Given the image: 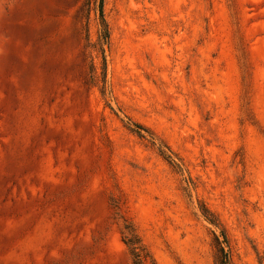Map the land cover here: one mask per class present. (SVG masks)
<instances>
[{
  "label": "rangeland",
  "instance_id": "1",
  "mask_svg": "<svg viewBox=\"0 0 264 264\" xmlns=\"http://www.w3.org/2000/svg\"><path fill=\"white\" fill-rule=\"evenodd\" d=\"M99 3L0 0V264H264V0Z\"/></svg>",
  "mask_w": 264,
  "mask_h": 264
},
{
  "label": "trees",
  "instance_id": "2",
  "mask_svg": "<svg viewBox=\"0 0 264 264\" xmlns=\"http://www.w3.org/2000/svg\"><path fill=\"white\" fill-rule=\"evenodd\" d=\"M104 0H100L99 3V13H100V19L101 24L103 26V39L107 41L109 39V30L106 26V21L104 17ZM90 12V9H89ZM136 127V133L143 138L142 131H145L142 126L135 125ZM164 157H166L167 160H170L171 158L165 154ZM115 202V201H114ZM115 208L116 210H120L119 203L115 202ZM204 216L206 219L210 221L211 224L217 225L216 221L212 218V215L208 212V210L203 209ZM120 219L123 221L122 226V241L124 245L126 246L129 256L131 258L132 264H157L153 255L151 254L148 247L143 242L142 238L140 237L135 225L128 219H126L124 216L119 214ZM211 217V218H210ZM217 246L219 249V264H229L230 256L229 252L225 250L224 244H228L227 236L223 233L222 234V240L220 237H216Z\"/></svg>",
  "mask_w": 264,
  "mask_h": 264
}]
</instances>
